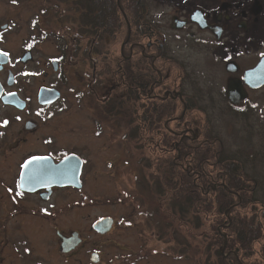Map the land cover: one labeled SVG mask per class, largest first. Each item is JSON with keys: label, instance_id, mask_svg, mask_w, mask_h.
<instances>
[{"label": "flooded vegetation", "instance_id": "obj_1", "mask_svg": "<svg viewBox=\"0 0 264 264\" xmlns=\"http://www.w3.org/2000/svg\"><path fill=\"white\" fill-rule=\"evenodd\" d=\"M168 2L165 31L107 52L105 37L85 23L80 35H58L57 17L46 21L52 0H0V264L126 263L127 242L91 243L85 231L112 217L98 233L104 237L130 218L103 214L73 227L74 204L91 202L87 176L98 183L106 158L119 151L105 142L106 119L113 128L124 122L136 161L154 173L170 147L179 161L184 145L201 146L208 132L201 115H244L245 210L264 223V69L250 72L264 59V0ZM229 81L241 92L230 97Z\"/></svg>", "mask_w": 264, "mask_h": 264}, {"label": "trees", "instance_id": "obj_2", "mask_svg": "<svg viewBox=\"0 0 264 264\" xmlns=\"http://www.w3.org/2000/svg\"><path fill=\"white\" fill-rule=\"evenodd\" d=\"M72 1L80 9L81 21L111 45L107 52L121 43L146 42L156 32L142 0ZM206 125L208 132L203 138L208 140L202 138L201 146L195 141L184 145L179 161L173 160L176 152L170 147L168 161L158 164L159 172L150 173L148 163H144L143 184L152 190L155 210L178 220V227L186 234L190 233L186 221L191 216L195 229L200 227L202 217L212 216L206 230L199 234L201 264H264V224L254 216L247 217L245 210V168L237 158L225 154L222 141ZM197 170L201 177H194ZM208 173L218 175L211 177Z\"/></svg>", "mask_w": 264, "mask_h": 264}, {"label": "rangeland", "instance_id": "obj_3", "mask_svg": "<svg viewBox=\"0 0 264 264\" xmlns=\"http://www.w3.org/2000/svg\"><path fill=\"white\" fill-rule=\"evenodd\" d=\"M52 1L56 8L53 9L54 13L46 18V21L48 22L51 17L56 16L58 19L56 28L58 35H61L64 31L80 35L83 32L81 31L83 22L78 6L72 0ZM142 1L146 5L148 20L157 28L165 31L170 21L169 2L163 3L165 0ZM88 34L91 36V33L88 32ZM58 42H61L59 36ZM110 122L112 123L111 119ZM201 123L212 126L216 136L223 143L225 154L237 158L245 168V116L215 111L209 115H201ZM105 124L107 129L105 142L115 143L119 151L113 153L111 158H106L105 173L103 171L104 175L103 173L102 175L107 184H102L103 178L99 179L102 175L97 178L98 183L92 176H87L91 202L86 205L74 204L72 211L74 229L84 228L87 220L90 224L94 218L103 214H110L116 218L121 215L124 218L127 216V219L130 218V222H119L104 237L98 235L97 232H93L90 224L87 227L89 231H85L88 234V240L91 243L98 241V244L102 239L104 241L108 239L110 241L127 242L128 247H133V252L130 253V250H124L122 258L126 260V263L120 264H201L202 242L200 243L199 234L206 230L212 216L210 218L202 217L200 219L201 225L197 229L194 226L195 220L191 216L186 221L191 227L189 234L184 233L181 226L178 227V220L161 216L152 205L153 194L151 188L148 185L144 186L139 183L142 175L145 174V169L141 167V162L135 159V154L129 141H127L129 139L127 138L124 122L118 119L114 128L107 119ZM90 125L89 122L88 126L84 128L89 129ZM87 132L91 136L90 130ZM109 151L112 152V149ZM99 197L107 200H123L125 203L119 205V207H114L113 203L100 204L98 203ZM258 219L257 217L256 220L258 221ZM129 236H135V238L131 239ZM116 248L117 246H110L106 250L113 253ZM90 249L92 250L94 247L91 245ZM179 253H183V255Z\"/></svg>", "mask_w": 264, "mask_h": 264}, {"label": "water", "instance_id": "obj_4", "mask_svg": "<svg viewBox=\"0 0 264 264\" xmlns=\"http://www.w3.org/2000/svg\"><path fill=\"white\" fill-rule=\"evenodd\" d=\"M198 23H199V25L201 27L205 26V22H204L203 19L199 18L198 19ZM176 25L180 26V24H176ZM128 30H129V25H128ZM262 69H264V59H262L259 62V64L256 67H254L250 72H253V73L256 74L259 70H262ZM237 92H241L240 91V82L239 81H229V84H228V94H229V96L232 97V94L233 93H237ZM41 97H42V101L43 102L47 101L46 93L44 91H42ZM74 178H75L74 179V183L76 184V181H78V175L75 174ZM112 223H113L112 217L103 216V217H100V218L96 219L93 222L92 228L95 230V232L103 234V233H106L111 228ZM94 255L95 254L93 253L92 254V258L94 257Z\"/></svg>", "mask_w": 264, "mask_h": 264}, {"label": "snow or ice", "instance_id": "obj_5", "mask_svg": "<svg viewBox=\"0 0 264 264\" xmlns=\"http://www.w3.org/2000/svg\"><path fill=\"white\" fill-rule=\"evenodd\" d=\"M4 55H7V53H5ZM37 159H44L43 157H32V160H37ZM31 163V161H25V165L27 166V164Z\"/></svg>", "mask_w": 264, "mask_h": 264}]
</instances>
